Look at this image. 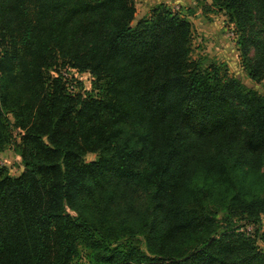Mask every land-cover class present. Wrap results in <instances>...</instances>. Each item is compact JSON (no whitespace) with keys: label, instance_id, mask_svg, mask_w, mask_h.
<instances>
[{"label":"trees","instance_id":"trees-1","mask_svg":"<svg viewBox=\"0 0 264 264\" xmlns=\"http://www.w3.org/2000/svg\"><path fill=\"white\" fill-rule=\"evenodd\" d=\"M210 4L264 80V0ZM134 14V0H0V151L16 142L24 165L0 166V264L83 250L88 264H264V230L229 221L264 215V96L192 57L185 16ZM63 69L92 91L69 92Z\"/></svg>","mask_w":264,"mask_h":264},{"label":"rangeland","instance_id":"rangeland-1","mask_svg":"<svg viewBox=\"0 0 264 264\" xmlns=\"http://www.w3.org/2000/svg\"><path fill=\"white\" fill-rule=\"evenodd\" d=\"M135 14L131 25L134 26L141 18L148 17L151 10L159 5H165L178 14L185 16L191 22L192 34V57L205 58L204 64L209 61L222 62L227 68L228 74L238 78L248 88H252L264 96V80H252L242 65V54L236 44L237 32L234 22L230 21L223 10L211 6V0H134ZM79 86L86 92L92 91V75L85 72H76ZM74 74V73H73ZM95 93V92H94ZM11 121H14L12 114H8ZM16 128H13V136L17 140ZM16 142L11 141L0 151V166L6 168L9 174L16 176L23 170L22 158ZM97 153H87L84 160H94ZM226 214L218 215L219 221H223ZM229 221L235 223V229L249 234L264 230V215L255 222L250 219L234 217ZM259 248L264 250V242H257ZM85 252L72 264H88L84 258Z\"/></svg>","mask_w":264,"mask_h":264},{"label":"built area","instance_id":"built-area-1","mask_svg":"<svg viewBox=\"0 0 264 264\" xmlns=\"http://www.w3.org/2000/svg\"><path fill=\"white\" fill-rule=\"evenodd\" d=\"M74 73V74H73ZM61 74L63 76V79L65 81V85H66V88L67 90L70 92L72 91H76L78 90V86H77V78H75L74 76L77 75L76 71L75 70H66V69H63L61 71Z\"/></svg>","mask_w":264,"mask_h":264}]
</instances>
